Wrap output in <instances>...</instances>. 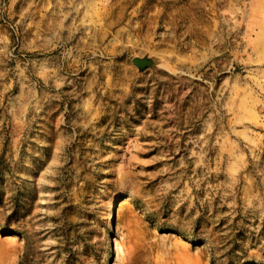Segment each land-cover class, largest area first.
I'll list each match as a JSON object with an SVG mask.
<instances>
[{
    "label": "rangeland",
    "instance_id": "374dc122",
    "mask_svg": "<svg viewBox=\"0 0 264 264\" xmlns=\"http://www.w3.org/2000/svg\"><path fill=\"white\" fill-rule=\"evenodd\" d=\"M5 257L264 264V0H0Z\"/></svg>",
    "mask_w": 264,
    "mask_h": 264
},
{
    "label": "bare ground",
    "instance_id": "6f19581e",
    "mask_svg": "<svg viewBox=\"0 0 264 264\" xmlns=\"http://www.w3.org/2000/svg\"><path fill=\"white\" fill-rule=\"evenodd\" d=\"M133 58H138V59H141L142 60V65H143V68H146L147 66H149L150 64L153 63V60L150 59L149 57L147 56H143V57H133ZM110 217V215H109ZM12 262V261H11ZM8 258H4L3 261H0V264H12ZM189 264V263H188Z\"/></svg>",
    "mask_w": 264,
    "mask_h": 264
},
{
    "label": "water",
    "instance_id": "95a60500",
    "mask_svg": "<svg viewBox=\"0 0 264 264\" xmlns=\"http://www.w3.org/2000/svg\"><path fill=\"white\" fill-rule=\"evenodd\" d=\"M132 62L134 65H136L139 69H143V65H142V60L138 59V58H133ZM153 64V63H152ZM152 64H150L149 66H151ZM147 66V67H149Z\"/></svg>",
    "mask_w": 264,
    "mask_h": 264
}]
</instances>
